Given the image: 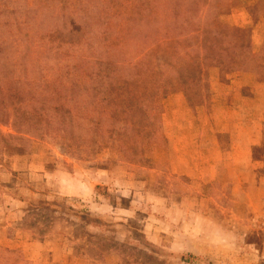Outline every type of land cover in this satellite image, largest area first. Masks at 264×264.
Segmentation results:
<instances>
[{"label":"rangeland","instance_id":"obj_1","mask_svg":"<svg viewBox=\"0 0 264 264\" xmlns=\"http://www.w3.org/2000/svg\"><path fill=\"white\" fill-rule=\"evenodd\" d=\"M0 134V264H264V0H0Z\"/></svg>","mask_w":264,"mask_h":264},{"label":"trees","instance_id":"obj_2","mask_svg":"<svg viewBox=\"0 0 264 264\" xmlns=\"http://www.w3.org/2000/svg\"><path fill=\"white\" fill-rule=\"evenodd\" d=\"M142 7L145 8V6H138V8H136V12L135 14L138 15V16H142V15H146V19H150L151 20H158V16H155L157 14H160V12L164 15L165 12H166V8L164 9H160L159 10V13L155 12V11H152V10H148L147 8L146 9H142ZM178 9V10H177ZM179 10L181 11V8H176L173 13L178 16L179 15ZM191 11L190 7L188 8H184V13L185 14H188L189 12ZM4 136H2V134H0V141L3 140Z\"/></svg>","mask_w":264,"mask_h":264}]
</instances>
